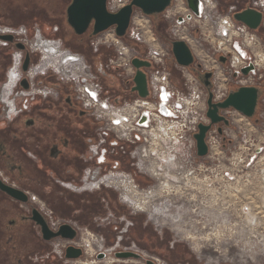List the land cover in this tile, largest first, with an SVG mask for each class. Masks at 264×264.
<instances>
[{"label": "built area", "instance_id": "1", "mask_svg": "<svg viewBox=\"0 0 264 264\" xmlns=\"http://www.w3.org/2000/svg\"><path fill=\"white\" fill-rule=\"evenodd\" d=\"M185 1L173 0V5L166 9L165 15L174 26L171 29L172 40H185L195 53L197 59L195 67L202 72H213L210 91L191 66L177 63L171 45L166 46L159 39L152 28L150 17L139 8L132 17L129 38L145 47L142 56L152 63L151 67L145 68L148 96L136 95L123 101L111 99L103 93L95 74L80 57L78 63L83 61V66L77 63L74 65L75 69L60 72L75 83L77 97L83 107L90 110L100 123L98 137L90 144L88 150L91 165L85 171V184L81 188L70 186L73 189L94 191L101 187V181L115 179L118 183L127 180L131 186L130 193L126 192L124 186H118L122 189L120 194L122 200L126 199H124L126 193H143L144 190L139 191L140 187L131 173L111 169L105 174H100L102 164L99 159L120 152L130 157L132 165L140 172L155 179V183L148 189L153 200L163 196L166 191H173L174 188L185 185L190 179L202 181L203 175L208 179L205 172L207 170L210 171V178L214 177L212 173L215 172V180L221 176L230 181L235 175H239L236 171H240L242 176L252 177L250 181L257 182L262 193L261 199L264 200V86L256 118L248 117L232 107L219 109V114L228 120V124L224 122L212 124L207 115L210 92L213 102H221L228 97L232 87L262 85L264 64L259 63V55L263 53L262 41L256 31L232 17V9L226 13H219L216 0H199L200 15L192 13ZM130 2L131 0H111L108 10L118 12ZM252 8L262 14L264 26V0H253ZM180 17L183 18L181 21ZM202 18L205 29L209 33L211 30L213 36L219 40L218 48L213 46L212 55L208 52L203 53L205 52L203 46L199 47L196 44L194 30L191 32L188 28L197 25L202 34ZM36 35L35 42L27 40V43L32 51H41L42 58L49 47L57 54L56 57L63 53L71 54L69 50L62 49L60 41L44 38L39 33ZM128 44L124 37L116 34V28L111 27L101 38L93 42V48L96 51L101 46L113 48L116 57L110 59V65L123 70L128 75L127 78H134L136 69L132 60L139 55L138 51ZM36 46L38 48L35 49ZM198 54L201 56L200 61L197 58ZM219 54L228 56V61L222 63ZM14 57L13 67L17 68L21 58L20 55ZM170 58L174 59L175 67L181 75L182 88L176 86L172 80V71L167 66ZM197 63L201 67H198ZM250 64L254 69L244 75L242 68ZM32 69L33 67L27 73L31 80ZM53 70L57 71L56 67H53ZM235 72H238V75L235 76ZM19 79L20 77L15 78V84ZM201 123L211 124L205 138L208 145V153L205 156L198 155L194 136L199 131ZM95 185L98 188L94 187ZM165 210L167 213L168 208L151 206L149 214L153 217L155 214L164 215ZM253 211L252 201H243L240 206L241 214L250 216ZM52 226L56 229L59 223L53 222ZM80 234L74 239L54 238L51 241V253L65 262L79 264L113 263L120 260L114 257L115 252L121 249L119 242L113 246H106L103 239L92 232ZM88 243L92 244L90 250ZM70 245L82 249L83 254L80 258H66V249ZM100 253L104 254L102 259L98 258ZM157 262L161 264L158 259Z\"/></svg>", "mask_w": 264, "mask_h": 264}, {"label": "flooded vegetation", "instance_id": "2", "mask_svg": "<svg viewBox=\"0 0 264 264\" xmlns=\"http://www.w3.org/2000/svg\"><path fill=\"white\" fill-rule=\"evenodd\" d=\"M75 1L0 0V264H23L24 262L36 264L42 261L44 242L51 244L54 238L50 241L43 239L42 227L37 217L44 219L52 231H58L62 225L69 224L76 230V237H78L80 224L93 222L105 226L116 221L115 213L124 215L122 217L119 215L120 226H115L117 229L120 227V234L115 239L114 245L119 242L120 250H124L123 247H125L127 248L125 250L141 253L144 259L137 261L145 262L146 259H151L158 264L154 256H149L139 250L134 242L124 245L125 234L139 221V218L134 212L125 213L126 210L118 204V196H114L109 192L110 189L104 186L109 183L101 181V187L98 188L95 185L94 187L98 189L94 191L72 188H81L85 184V171L91 165L88 150L90 144L98 137L100 123L90 110L83 107L77 97L75 86L71 82L50 78L49 71L46 72V70L53 69V67H56V72L75 69L74 65L78 63L79 56L73 53L67 55L63 53V55L59 54L61 62L49 63L48 59L56 60L51 57L57 55L49 47L44 52L43 58L42 52L38 51L40 65L30 72L33 79L31 80L27 74L38 55V52L31 50L27 40L29 41L30 37L36 39L37 33L40 36L44 35L40 26L49 27L55 34L53 38H44L60 42H81L87 45L93 44L105 33V31L94 33L97 21L94 16L89 19L88 23L84 22V17L73 18L74 21L77 20V25H87L83 32L76 31L75 23L71 22L69 15V9ZM105 1L108 9L111 0ZM100 2L101 0H92L90 5L98 7ZM252 2L253 0H245V2L242 0V5L232 4L228 10L232 9L234 18L237 11L252 7ZM185 4H187L186 1ZM172 5L173 0L169 7ZM166 9L159 14L148 15L157 36L158 32L155 27L171 22L165 15ZM85 14L89 15L90 12ZM182 19V17L179 18L180 21ZM129 28L124 36L125 39L130 36ZM162 31L164 27L160 28V32ZM254 31L258 33L261 41H264L262 20L260 27ZM8 35H12L13 39L3 37ZM18 44L23 48L18 47ZM102 47L106 46L99 47L97 51L94 48L93 50L98 53ZM11 48L15 49L14 53L9 51ZM112 50L114 53L106 61L99 58L96 63L98 60L96 54L90 55L89 58L93 64V66L89 64L91 71L94 72L102 88L105 86L109 91H111L110 87L124 85L120 74L116 73V70L120 69L109 64L110 58L116 57L113 48ZM27 54H29V62L28 70L25 71L23 66ZM15 55H20L21 58V63L17 68L13 67ZM48 55L51 57L49 58ZM221 55L223 54L218 55L219 59ZM141 58L144 59V56ZM228 59L226 56L225 63ZM195 73L197 75L204 72L197 69ZM17 77L20 79L14 84ZM179 77L181 79L180 73ZM24 78L26 82L23 84ZM212 78L213 75L210 78L211 86L209 88L206 86L209 91L212 87ZM133 79L127 78L123 87L126 89L125 92L138 95L132 91ZM263 86L264 81L261 86H257L260 89L257 110L260 106ZM235 89L237 87H232L230 92ZM115 99V101H120L119 96ZM120 157L124 156L120 155ZM126 157L129 161L127 163L133 168L131 174L139 186H150L155 183L154 178L140 172L132 165L129 157ZM119 160L115 161L112 167H108L110 158L103 156L99 159L102 164L100 174H105L111 169H119L121 166ZM2 186L14 189L18 197ZM106 209H110V212ZM148 216L145 225L155 226L153 228L159 234L162 233L163 227L157 218L150 214ZM53 222L59 223L56 229L52 226ZM102 239L105 243V239Z\"/></svg>", "mask_w": 264, "mask_h": 264}, {"label": "rangeland", "instance_id": "3", "mask_svg": "<svg viewBox=\"0 0 264 264\" xmlns=\"http://www.w3.org/2000/svg\"><path fill=\"white\" fill-rule=\"evenodd\" d=\"M216 1L218 2L217 11L219 13L228 12L232 4L242 5V0H227V3L225 0ZM243 1L245 2V0ZM203 20L202 18V34H200L197 25L193 27L194 29L192 27L188 28L191 32L194 30L195 41H197L196 44L199 47L203 46V51H205L203 53L208 52L209 55H212L214 47L218 48L219 40H217L218 38L216 36H213L211 30L209 33V31L205 29L206 27H204ZM162 26L164 27V31L158 34V36L166 46H170V40H172L171 29L174 28L173 23L167 22ZM40 28L43 34L46 35H43V37H55V34L49 27L40 26ZM197 29L199 30L198 32ZM31 40L32 42L36 41L34 37H30L29 41ZM126 41L132 49L138 51L137 55H144L145 52L143 53V48L145 49V47L143 45H137L130 38H127ZM60 43L63 50H69L71 53L76 54L83 59L88 66L92 64L89 59L90 55H97V63L99 58L106 61L107 58L109 56L111 57L114 53L112 48L108 46L102 47L98 53H95L92 43L89 45L81 42L62 41ZM262 44L264 46V41H262ZM263 46L261 50H263L264 53ZM9 51L14 53L15 49L11 48ZM37 54L33 68L40 64V54L39 52ZM48 56L49 58L51 57V55ZM199 57L201 58L198 54V61H200ZM51 58L56 60L48 59L49 63L61 62V56H52ZM83 61L79 65H83ZM167 66L172 71L173 82L176 86L182 88L183 84L179 77L178 70L175 67L173 58L168 59ZM47 71H49L50 78L58 80L64 79L75 86L72 80L65 77L63 74L64 71H62L63 73L56 72L53 69H47L46 72ZM117 72L120 74L122 83L125 85L128 75H126L123 70H116V73ZM197 76L201 77V74H197ZM103 93L113 100H116L115 97L119 96L120 101L131 99L136 96L134 93L132 94L124 91L120 93L112 92V90L109 91L105 86L103 88ZM120 155L124 157L121 158ZM126 156L127 155L123 153L119 155L116 154V156L110 154V162L107 166L112 167L114 162L120 159L121 166L119 169L127 173H132L133 168L127 163L129 161L126 159ZM205 172L208 179H205V175H203V177L201 176L202 181L190 179L185 185L176 187L173 191H166L163 196L155 200H147L146 196H143L144 191L149 189V185H140L141 188L139 191H144L137 195L140 197V201L147 200L145 203L147 207L159 206L163 209L168 208V212L166 213L165 210L164 215H154V218L158 217L157 220L160 222L161 227H163V232L160 234L154 229L155 226L145 225V221L149 217L150 209L142 211L138 210L135 206L124 203L121 201L122 198L120 196L122 189L119 187L107 186L106 188L110 189V193L114 196H118V204H121V208L126 210L125 213L134 212L139 218V221L134 226H131L128 233L125 234L126 238L124 245H129V243L134 242L139 250L149 256H154L161 264H264V200L261 199L262 193L259 191V185L255 180L250 181L252 177L242 176L240 171H236L239 175H235L234 179L230 181L221 176L215 180V172L212 173L214 175L212 178H210L209 170ZM138 197H136V199ZM136 201L139 202L138 200ZM243 201H252L254 211L250 216L243 215L240 212V206L243 204ZM106 211L110 212V209H106ZM113 211H115V209H113ZM115 215L116 221L105 226L97 225L93 222H84L79 225V232L81 234L87 231L92 232L98 238H104L106 246H113L115 239L120 234V227L117 229L115 226H120L121 220L119 215L122 217L124 214L120 213L118 215L115 213ZM51 248L52 246L49 242H44L42 252L43 259L36 264H79L76 262H65L64 259L59 258L55 254H49L52 250ZM91 248L92 244L88 247V250ZM94 264L146 263L143 260L120 259L113 263L96 262Z\"/></svg>", "mask_w": 264, "mask_h": 264}, {"label": "water", "instance_id": "4", "mask_svg": "<svg viewBox=\"0 0 264 264\" xmlns=\"http://www.w3.org/2000/svg\"><path fill=\"white\" fill-rule=\"evenodd\" d=\"M92 0H76L69 9V15L71 22L75 23L74 28L78 33L83 32L87 25L81 26L77 25L76 21L73 18L84 17L85 21H89L91 17L96 18V25L94 33H99L106 31L111 27L116 28V34L120 37H124L130 26L134 10L136 8L141 9L146 15L159 14L168 8L172 0H131L126 6L120 9L118 12H109L106 6V1L101 0L100 6L95 7L90 5ZM188 8L195 15H200V2L199 0H186ZM90 12V14H85ZM235 20L246 24L251 29H258L261 24L262 15L261 13L252 8L247 7L237 11L234 14ZM80 20V19H78ZM6 39H13L12 35L3 36ZM171 50L174 55V59L178 64L183 66H191L195 71H197L196 65V56L191 48V46L183 39H173L171 40ZM18 47L23 48L22 45L18 44ZM220 61L225 63L226 56L221 55ZM29 54L26 56L23 69L28 70ZM133 66L136 68V75L134 76V86L132 91L136 92L140 97H146L149 94L148 88V79L145 68L152 66V63L146 59L136 56L132 60ZM198 67H201L197 63ZM254 67L252 64L242 68V73L247 75ZM213 73L211 71H205L201 74V80L205 86L208 88L211 86V80ZM238 75V72H235V76ZM26 78L22 80L24 84ZM260 98V89L256 86H241L235 90H232L228 97L221 102H213L212 94H210L208 99V111L207 115L212 120V123L222 122L228 124L223 116L219 114L220 108H235L245 114L248 117H254L257 111L258 102ZM211 125L199 124V131L195 133V139L197 142V152L199 156H205L208 153V145L206 143V133L210 129ZM4 189L9 191L12 195L17 196L16 191L12 188L2 186ZM38 223L42 227L43 239L50 241L53 238L63 237L67 239H74L76 237V230L69 224H64L58 231H52L46 221L42 218L37 217ZM83 254V251L80 247L70 245L66 249V258L67 259H77L80 258ZM104 257L103 253L98 254V258L102 259ZM115 257L119 259H144V256L136 251L129 250H118L115 252ZM146 264H155L151 259L145 260Z\"/></svg>", "mask_w": 264, "mask_h": 264}, {"label": "bare ground", "instance_id": "5", "mask_svg": "<svg viewBox=\"0 0 264 264\" xmlns=\"http://www.w3.org/2000/svg\"><path fill=\"white\" fill-rule=\"evenodd\" d=\"M260 56L261 57H260L259 63L264 64V55H260ZM106 183H109L108 186H114V187H118L119 185L124 186L127 189L126 192H128V193L131 192V186L127 183V180H126V182L120 181V183H118L115 179H111V180H107ZM128 193H126L124 195V196H126V197H124V199L125 198L126 199L122 200L124 203H126L130 206H135L138 210H142V211H147L150 209V207H147L145 204L146 201L148 199H151V197H152L148 190L144 191V193H143V196H146V199H147L146 201H140L141 200L140 197H138V195L136 194L138 192H134V194H128ZM136 197H138V198L136 199ZM136 200H138L139 202H137ZM87 245L90 247L91 244L88 243Z\"/></svg>", "mask_w": 264, "mask_h": 264}, {"label": "trees", "instance_id": "6", "mask_svg": "<svg viewBox=\"0 0 264 264\" xmlns=\"http://www.w3.org/2000/svg\"><path fill=\"white\" fill-rule=\"evenodd\" d=\"M156 28V31L158 32V34H160V33H162V32H160V28H162V26H157V27H155ZM171 41V40H170ZM134 43H136V42H134ZM137 45H140V44H138V43H136ZM141 46V45H140ZM143 52H144V48H143ZM124 86V85H123ZM122 85H121V87H110L111 88V90H112V92H125L126 91V89L123 87ZM113 88V89H112ZM133 94V93H132ZM254 118H256L255 116H254ZM23 264H30L29 262H24Z\"/></svg>", "mask_w": 264, "mask_h": 264}]
</instances>
